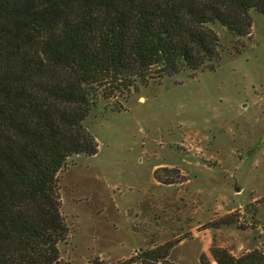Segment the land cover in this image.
I'll return each instance as SVG.
<instances>
[{"label":"rangeland","instance_id":"1","mask_svg":"<svg viewBox=\"0 0 264 264\" xmlns=\"http://www.w3.org/2000/svg\"><path fill=\"white\" fill-rule=\"evenodd\" d=\"M251 15L238 55L237 39L210 26L223 47L214 71L91 109L97 153L60 173V264H216L213 248L264 257V14Z\"/></svg>","mask_w":264,"mask_h":264},{"label":"trees","instance_id":"2","mask_svg":"<svg viewBox=\"0 0 264 264\" xmlns=\"http://www.w3.org/2000/svg\"><path fill=\"white\" fill-rule=\"evenodd\" d=\"M252 11L264 14V0H0V264H60V173L97 153L84 120L98 101L214 71L223 47L210 26L237 39L238 55ZM211 254L264 264L257 251Z\"/></svg>","mask_w":264,"mask_h":264}]
</instances>
